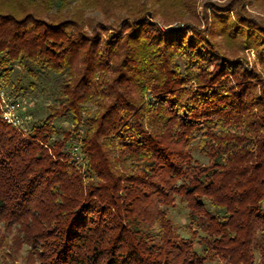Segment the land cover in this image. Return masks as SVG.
<instances>
[{"label":"trees","instance_id":"1","mask_svg":"<svg viewBox=\"0 0 264 264\" xmlns=\"http://www.w3.org/2000/svg\"><path fill=\"white\" fill-rule=\"evenodd\" d=\"M77 2L0 0V91L57 76L25 133L0 108V264H264L261 74L213 29L201 43L126 8L137 0ZM89 5L106 20L84 17ZM211 6L264 67V23L235 0ZM177 198L192 238L170 219Z\"/></svg>","mask_w":264,"mask_h":264},{"label":"rangeland","instance_id":"2","mask_svg":"<svg viewBox=\"0 0 264 264\" xmlns=\"http://www.w3.org/2000/svg\"><path fill=\"white\" fill-rule=\"evenodd\" d=\"M194 4L192 7L185 8L182 5H173L165 1L153 2V0H137L128 5L126 8L138 7L143 5L145 8L153 11L156 18H152L151 14H147V18L156 23V25L164 31H177L176 29L183 28L187 34H189L193 39L202 43V39L208 37L209 30L213 29L214 34L210 36V39L215 43L216 47L226 55H237V62H241L244 67L248 69H255L259 72L264 79V67L258 59V52L255 48L249 47L244 49H237L236 44L228 40L225 35H222L220 31L217 30V26L213 24V7L211 3L224 4L229 0H191ZM239 2L244 9V11L256 20L264 23V0H235ZM72 5L69 9L73 10L74 4H77V0H72ZM193 9V15L190 13V9ZM125 13L121 10L118 16L121 17ZM83 16L93 17L98 20L105 21V17L101 10L94 6H83ZM179 27V28H178ZM54 74L47 75L42 79L40 86L34 91H28L26 94L20 97L8 98L4 92L0 91V108L3 105V99H20L19 114L22 116V123L19 125L22 128V132H26L30 121L43 118L45 116V106L54 102L56 97V83ZM62 125L68 126V122H62ZM21 131V130H20ZM193 147V156L199 160L207 162V157L201 155L197 150H195V145ZM78 150H74L73 153L77 154ZM79 160H82L81 156H78ZM170 214V219L172 223L177 227L178 233L184 238H192L190 221L187 215V207L184 201L177 198L175 206H172L168 210ZM5 229V224L0 221V235ZM4 249V247H2ZM2 250V249H1Z\"/></svg>","mask_w":264,"mask_h":264},{"label":"built area","instance_id":"3","mask_svg":"<svg viewBox=\"0 0 264 264\" xmlns=\"http://www.w3.org/2000/svg\"><path fill=\"white\" fill-rule=\"evenodd\" d=\"M3 105L1 106L2 116L8 122L14 126H19L22 123V116L19 114L20 99H3Z\"/></svg>","mask_w":264,"mask_h":264},{"label":"water","instance_id":"4","mask_svg":"<svg viewBox=\"0 0 264 264\" xmlns=\"http://www.w3.org/2000/svg\"><path fill=\"white\" fill-rule=\"evenodd\" d=\"M148 16H150V15L148 14Z\"/></svg>","mask_w":264,"mask_h":264}]
</instances>
